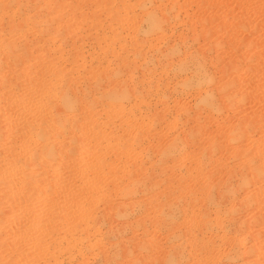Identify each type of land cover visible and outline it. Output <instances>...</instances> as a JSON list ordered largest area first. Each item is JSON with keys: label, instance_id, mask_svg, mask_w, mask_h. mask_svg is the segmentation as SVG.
Returning a JSON list of instances; mask_svg holds the SVG:
<instances>
[{"label": "rangeland", "instance_id": "1", "mask_svg": "<svg viewBox=\"0 0 264 264\" xmlns=\"http://www.w3.org/2000/svg\"><path fill=\"white\" fill-rule=\"evenodd\" d=\"M0 49V264H264V0H0Z\"/></svg>", "mask_w": 264, "mask_h": 264}, {"label": "bare ground", "instance_id": "2", "mask_svg": "<svg viewBox=\"0 0 264 264\" xmlns=\"http://www.w3.org/2000/svg\"><path fill=\"white\" fill-rule=\"evenodd\" d=\"M144 14H145V13H144ZM152 14H154V13H152V12L149 11V12H147V14H145V15H146L147 17L151 18V17H152ZM163 17H164V16H163ZM159 19H160V18H159ZM163 19H164V18H163ZM153 20H154V19H153ZM161 20H162V19H161ZM164 20H165V19H164ZM164 20H163V21H164ZM156 21H157V20H154V22H156ZM158 22L160 23L161 21H158ZM156 23H157V22H156ZM157 24H158V23H157ZM151 25H152V24H151ZM12 40H13V39H12ZM22 41H23V40H22ZM1 44H2V43H1ZM5 44H6V42H5ZM12 44H13V43H12ZM22 44H24V43H22ZM35 44H36V43H35ZM6 45H7V44H6ZM36 45H37V44H36ZM24 46H25V44H24ZM24 46H23V47H24ZM59 46H60V45H59ZM59 46H58V47H59ZM4 47H5V46H4ZM1 48H2V47H1ZM6 48H7V47H6ZM31 48H32V47H31ZM23 49H24V48H23ZM34 49H35V47H34ZM24 50H25V49H24ZM56 50H57V49H56ZM3 51H4V50H3ZM3 51L0 49V53H2ZM25 52H26V51H25ZM174 52H175V51H174ZM23 53H24V51H23ZM139 53H140V52H139ZM173 54H174V53H173ZM27 55H28V54H27ZM140 55L142 56V54H140ZM13 56H14V55H13ZM53 56H54V55H53ZM56 57H57V56H56ZM56 57H55V58H56ZM118 57H121V56H118ZM166 57H167V56H166ZM5 58H6V57H5ZM168 58H169V57H168ZM10 59H11V58H10ZM13 59H14V58H13ZM13 59H12V60H13ZM27 59H28V58H27ZM7 60H8V59H7ZM12 60H11L10 62H13V63L16 64L17 61H18L19 59H17V61H15V62L12 61ZM14 60H15V59H14ZM56 60H57V58H56ZM2 61H3L4 63H3ZM19 61H20V60H19ZM19 61H18V63H19ZM21 61H22V60H21ZM50 61H51V60H50ZM53 61H55V60H53ZM68 61H69V60H68ZM193 61H194V60H193ZM0 62H1V64L3 63L2 65H4V64H8V65H10L9 67H11V69H12V68L15 69L14 67H12L13 64L6 63V60H3V59H2V60H0ZM7 62H9V61H7ZM45 62H46V61H45ZM186 62H188V61H186ZM191 62H192V60H191L189 63H191ZM70 63H72V62H70ZM73 63H74V62H73ZM76 63H77V62H76ZM180 63H182V62H180ZM195 63H196V62H195ZM199 63H201V62H198V66L195 64L194 67H193V66H192V67H191V66H188L189 64L186 65V66H185V64H181V67H180V68H182V70L185 69V72H187L188 70H189V71L191 70V71H193L194 73H201V72H202L201 70H202L203 67H201V65H200ZM204 63H205V61H204ZM193 64H194V63H192L191 65H193ZM11 65H12V66H11ZM16 65H17V64H16ZM55 65H56V64H55ZM199 65H200V66H199ZM203 65H204V64H203ZM203 65H202V66H203ZM6 66H7V65H5L4 67H6ZM46 66L48 67V65H46ZM1 67L3 68V66H1ZM1 67H0V68H1ZM9 67H8V68H9ZM17 67H18V66H17ZM40 67H41V66H40ZM55 67H56V66H55ZM208 67H209V66H208ZM6 68H7V67H6ZM69 68H70V67H69ZM81 68H82V67H81ZM180 68H179V70H181ZM13 69H12V71H13ZM70 69H71V68H70ZM43 70H44V69H43ZM57 70H58V68H57ZM76 70H77V69H76ZM78 70H79V69H78ZM186 70H187V71H186ZM206 70H207V69H206ZM6 71H7V70H6ZM10 71H11V70H10ZM15 71H16V70H15ZM71 71H72V69H71ZM52 72H53V71H52ZM61 72H62V71H61ZM179 72H180V71H179ZM183 72H184V71H183ZM203 72H205L204 69H203ZM203 72H202V74H203ZM206 72H207V71H206ZM41 73H43V72H41ZM41 73H40V74H41ZM48 73H49V72H48ZM54 73H55V72H54ZM43 74H44V73H43ZM50 74H52V73H50ZM61 74H62V73H61ZM75 74H76V73H75ZM205 74H206V73H204V76H205ZM3 75H4V74H3ZM8 75H9V74H8ZM45 75H46V74H45ZM64 75H65V74H64ZM197 75H198V74H197ZM200 75H201V74H200ZM200 75H199V77H200ZM11 76H12V75H11ZM32 76H33V75H32ZM36 76H37V75H36ZM53 76H55V75H53ZM75 76H76V75H75ZM201 76H202V75H201ZM25 77H26V76H25ZM42 77H43V76H42ZM66 77H67V76H66ZM68 77H69V76H68ZM72 77H73V76H72ZM12 78H13V77H12ZM59 78H60V77H59ZM62 78H63V77H62ZM36 79H37V78H35L34 81L30 80L29 83H30V84H33V83H34L33 86H35V89L37 88L36 90H38V89L41 87V84L39 83V81H38L37 83H35ZM60 79H61V78H60ZM5 80H6V79H5ZM39 80H41V79H39ZM43 80H44V79H43ZM56 80H57V79H56ZM61 80H62V79H61ZM11 81H12V80H11ZM11 81H10V82H11ZM15 81H17V80H15ZM23 81H24V80H23ZM68 81H69V80H68ZM74 81H75V80H74ZM74 81H73V83H74ZM21 82H22V81H21ZM42 82H43V81H42ZM50 82H52V81L50 80ZM50 82H49V83H50ZM1 83H2V82H1ZM6 83H7V82H6ZM16 83H18V82H16ZM16 83H15V84H16ZM38 83L40 84V87H39V84H38ZM21 84H22V83H21ZM43 84H44V86H46V85H45L46 82H44ZM7 85H8V84H7ZM16 85L19 86V84H16ZM48 85H49V84H48ZM3 86H5V84H4ZM18 86H17V87H18ZM52 86H53V85H52ZM54 86H55V85H54ZM61 86H62V85H61ZM70 86H71V85H70ZM101 86H102V85H101ZM10 87H11V86H10ZM71 87H72V86H71ZM71 87H69V90H70ZM74 87H75V86H74ZM121 87H122V86H121ZM3 88H5V87H3ZM47 88H48V87H47ZM50 88L52 89V87H50ZM59 88H60V87H59ZM66 88H67V89H66ZM66 88H65V91H64L65 93L63 92V93H64V96L62 97V95H61L62 100H63V101H62V104H61V105L58 104V105H60V107H58L57 109H55V106H54V108H53L54 111L51 110V112H50V110H48V111L46 110L48 114H50V113H52V112H55V113L57 112L56 114H58V113H63V112L65 111V108H66V107H67V108H68V107L70 108V106H71V107L73 106V105H72V100H71V97H72V96H70L71 93H69V92H72V91H69V90H68V87H66ZM156 88L159 89L160 86H158V87H156ZM161 88H163V87H161ZM161 88H160V89H161ZM10 89H11V88H10ZM28 89H29V88H28ZM32 89H33V88H32ZM35 89H34V90H35ZM42 89H43V88H42ZM63 89H64V88H63ZM76 89H77V88H76ZM126 89H127V90L124 89L125 91H122V90H121V92H123V93L125 92V95H126V92L129 91L128 88H126ZM150 89H151V88H150ZM150 89H149V90H150ZM158 89H155V91L157 92ZM26 90H27V89H26ZM61 90H62V89H61ZM61 90H60V91L58 90V91L60 92V94H61ZM2 91H3V90H2ZM11 91H12V90H11ZM20 91H21V90H20ZM130 91H131V90H130ZM133 91H134V90H133ZM151 91H152V90H151ZM151 91H149V92H150V93H153V91H152V92H151ZM161 91H162V90H161ZM32 92H33V91H30V93H27V94H31V95H32ZM35 92H36V91H35ZM42 92H44V89H43ZM42 92H41V94H42ZM50 92H51V91H50ZM56 92H57V91H56ZM77 92H78V91H77ZM81 92H82V91H81ZM214 92H215V91H214ZM23 93H25V91H24ZM36 93H37V92H36ZM57 93H58V92H57ZM57 93L54 92V96H55V94H57ZM109 93H113V92L109 91ZM145 93H146V92H145ZM157 93H158V92H157ZM209 93H211V92H209ZM218 93H219V92H218ZM5 94H6V93H5ZM39 94H40V92H39ZM39 94H38V95H39ZM44 94H45V93H44ZM60 94H57V96L60 95ZM72 94H73V93H72ZM86 94H87V93H86ZM86 94H85V95H86ZM128 94H129V93H128ZM147 94H148V93H147ZM212 94H213V91H212ZM212 94H211V96H212ZM216 94H217V93H216ZM16 95H17V94H16ZM52 95H53V91H52ZM73 95H74V94H73ZM111 95H112V94H111ZM116 95H117V94H116ZM157 95H158V94H157ZM161 95H162V94H161ZM28 96H29V95H28ZM36 96H37V95H36ZM40 96H41V95H40ZM44 96H45V95H44ZM75 96H76V95H75ZM121 96H122V95H121ZM221 96H222V95H221ZM23 97L25 98L24 95H23ZM55 97H56V96H55ZM58 97H59V96H58ZM61 97H60V98H57V100L59 99V102L61 101V100H60ZM85 97H86V96H85ZM124 97H125V96H124ZM212 97H213V96H212ZM24 98H23V99H24ZM26 98H28V100L30 101V99L33 100L34 97L32 96V98H30V99H29V97H26ZM73 98H75V97H73ZM76 98H77V97H76ZM91 98H92V97H91ZM220 98H221V97H220ZM5 99H6V97H5ZM19 99H20V97H19ZM34 99H35V98H34ZM39 99H40V97H39ZM42 99H44V97H43ZM49 99H50V98H49ZM54 99H55V98H54ZM116 99H118V98H116ZM52 100H53V98H52ZM52 100H51V101H52ZM57 100H56V101H57ZM96 100H97V99H96ZM0 101H1V100H0ZM14 101H15V100H14ZM18 101L20 102V100H18ZM46 101H47V100H46ZM53 101H54V100H53ZM74 101H75V99H74ZM74 101H73V103H74ZM90 101H91V100H90ZM92 101H93V100H92ZM221 101H222V100H221ZM5 102H6V101H5ZM16 102H17V101H16ZM19 102H18V103H19ZM26 102H27V101H26ZM32 102H33V101H32ZM44 102H45V101H44ZM47 102L49 103V101H47ZM79 102H80V101H79ZM12 103H13V102H12ZM18 103H17V104H18ZM22 103H24L23 100H21V102L19 103V105L22 104ZM27 103H28V102H27ZM36 103H37V102H36ZM57 103H58V102H57ZM60 103H61V102H60ZM75 103H76V101H75ZM139 103H140V102H139ZM17 104H16V105H17ZM25 104H26V103H25ZM31 104H32V103H31ZM33 104H34V103H33ZM49 104H50V103H49ZM77 104H79V103L77 102ZM88 104H89V103H88ZM9 105H10V104H9ZM19 105H18V106H19ZM23 105H24V104H22V106H23ZM37 105H38V104H37ZM41 106H42V105H41ZM51 106H52V105H51ZM51 106H50V109H51ZM9 107H10V106H9ZM26 107H27V106L25 105L24 108H26ZM56 107H57V105H56ZM20 108H21V107H20ZM22 108H23V107H22ZM43 108H44V107H43ZM73 108H74V106H73ZM77 108H78V107H77ZM91 108H92V106H91ZM11 109H12V108H11ZM13 109H14V108H13ZM39 109H40V107H39ZM67 110H68V109H67ZM70 110H71V109H70ZM139 110H140V109H139ZM141 110H142V109H141ZM0 111H1V110H0ZM28 111H29V110H28ZM31 111H32V109H31ZM34 111L36 112V110H34ZM42 111H43V110H42ZM42 111H41V112H42ZM8 112H9V111H8ZM131 112H132V111H131ZM140 112H141V111H140ZM1 113H2V112H1ZM47 113H42V114L38 113V114H40V115H38V114H32V115H31L32 118L29 120V123H28V121L26 122L27 124H29L30 127L27 126V128L29 127L30 130H31L32 127H33V129H34V128H35V129H38V128L40 129V135H42L41 133H43V138H42V136H41V137L39 136V137L41 138L42 141H43L44 139L46 140V138H47V136H46L47 132H49V131L53 128V126H55V123H54L53 126H47V123H46V125L44 124V122L46 121V119H45V121H44V116H46L45 114H47ZM55 113H54V114H55ZM64 113H65V112H64ZM11 114H12V113H11ZM25 114H26V113H25ZM27 114H29V113H27ZM48 114H47V115H48ZM52 114H53V113H52ZM15 115H16V114H15ZM29 115H30V114H29ZM29 115H28V116H29ZM43 115H44V116H43ZM59 115H60V114H59ZM73 115H74V114H73ZM137 115H138V114H137ZM3 116H4V115H3ZM23 116H24V114H23ZM31 116H30V117H31ZM50 116H51V115H50ZM60 116H61V115H60ZM135 116H136V115H135ZM153 116H154V115H153ZM157 116H158V115H157ZM4 117H5V116H4ZM42 117H43V118H42ZM46 117H47V116H46ZM64 117H65V116H64ZM64 117L62 118L63 120H60V121L58 122V124L56 123L57 126H55V127H58V126H60V127H65L66 124L63 122V121H65V118H64ZM74 117H75V115H74ZM2 118H3V117H2ZM14 118H15V117H14ZM20 118H21V117H20ZM47 118H48V117H47ZM67 118H68V117H67ZM67 118H66V119H67ZM72 118H73V117H72ZM91 118H92V117H91ZM139 118H140V117H139ZM142 118H143V117H142ZM156 118H157V117H156ZM158 118H159V117H158ZM0 119H1V118H0ZM4 119H5V118H4ZM6 119H7V118H6ZM26 119H27V118H26ZM55 119H56V118H55ZM88 119H89V118H88ZM153 119H154V118H153ZM18 120H19V119H18ZM47 120H48V119H47ZM75 120H76V119H75ZM85 120H86V119H85ZM136 120H138V119H136ZM136 120H135V121H136ZM5 121H6V120H5ZM55 121H56V120H55ZM66 121H69V120L67 119ZM70 121H71V120H70ZM78 121H79V120H78ZM86 121H87V120H86ZM86 121H85V123H86ZM89 121H90V120H89ZM89 121H88V122H89ZM94 121H95V120H94ZM106 121H107V120H106ZM130 121H131V120H130ZM142 121H144V119H143ZM7 122H8V121H7ZM19 122H20V121H19ZM46 122H47V121H46ZM92 122H93V121H92ZM107 122H108V121H107ZM156 122H158V121H156ZM9 123H10V122H9ZM66 123H67V122H66ZM105 123H106V122H105ZM123 123H124V122H123ZM126 123H127V122H126ZM128 123H129V122H128ZM131 123H132V122H131ZM139 123H140V122H138V124H139ZM14 124H15V123H14ZM16 124H17V123H16ZM24 124H25V123H24ZM24 124H23V125H24ZM43 124H44L45 126H43ZM68 124H69V123H67V125H68ZM72 124H73V123H72ZM82 124H83V123H82ZM87 124H89V123H87ZM91 124H92V123H91ZM96 124H97V123H96ZM111 124H112V123H111ZM134 124H135V123H134ZM143 124H144V122H143ZM11 125H12V124H11ZM48 125H49V124H48ZM51 125H52V124H51ZM77 125H79V124H77ZM123 125H125V124H123ZM140 125H141V124H140ZM89 126H90V124H89ZM98 126H99V125H98ZM106 126H107V125H106ZM129 126H130V125H129ZM79 127H80V126H79ZM84 127H85V126H84ZM84 127L82 126L81 128L84 129ZM95 127H97V126H95ZM127 127H128V126H126V128H127ZM139 127H140V126H139ZM139 127L137 126V128H139ZM7 128H8V127H7ZM13 128H14V127H13ZM65 128H66V127H65ZM65 128H64V129H65ZM87 128H88V127H87ZM97 128H98V127H97ZM99 128H100V127H99ZM110 128H111V127H110ZM114 128H115V127H114ZM114 128H113V129H114ZM124 128H125V127H124ZM130 128H131V127H130ZM135 128H136V127H135ZM135 128L133 129L134 131H136ZM140 128H141V127H140ZM55 129H56V128H55ZM79 129H80V128H79ZM83 129H80V130H83ZM85 129H86V127H85ZM131 129H132V128H131ZM23 130H24V129H23ZM52 130H53V129H52ZM52 130H51V131H52ZM58 130H59V129H58ZM80 130H79V131H80ZM87 130H88V129H87ZM102 130H103V129H102ZM127 130H129V129H127ZM127 130H126V132H127ZM24 131H25V130H24ZM51 131H50V132H51ZM66 131H67V130H66ZM68 131H69V130H68ZM96 131H99V130L96 129ZM117 131H118V130H117ZM124 131H125V130H124ZM129 131H130V130H129ZM131 131H132V130H131ZM137 131H140V129L137 130ZM30 132H32V131H30ZM30 132H29V133H30ZM0 133H1V132H0ZM5 133H7V132L5 131ZM5 133H4V134H5ZM21 133H22V132H21ZM56 133H57V132H56ZM56 133H55V134H56ZM61 133H62V132H61ZM64 133H65V132H64ZM64 133H62V134H64ZM85 133H86V132H85ZM98 133H99V132H98ZM98 133H97V134H98ZM101 133H102V132H101ZM129 133H130V132H129ZM139 133H140V132H139ZM143 133H144V132H143ZM22 134H23V133H22ZM49 134H50V133H49ZM82 134H83V133H82ZM93 134H94V133H93ZM19 135H20V134H19ZM58 135H59V133H58ZM58 135H57V136H58ZM78 135H79V134H78ZM99 135H100V133H99ZM128 135H129V134H128ZM55 136H56V135H55ZM60 136H61V135H60ZM86 136H87V135H86ZM130 136H131V133H130ZM11 137H12V136H11ZM22 137H23V136H22ZM48 137H49V136H48ZM65 137H66V136H65ZM67 137H68V136H67ZM67 137H66V138H67ZM58 138H59V137H58ZM85 138H86V137H85ZM87 138H88V137H87ZM14 139L16 140L15 137L12 138V140H14ZM29 139H30V138H29ZM48 139H50V138H47V141H46V142L49 141ZM53 139H54V138H53ZM98 139H99V138H98ZM22 140H23V139H22ZM36 140H37V139H36ZM95 140H96V139H95ZM26 141H27V140H25V143H26ZM28 141H29V140H28ZM30 141H31V140H30ZM30 141H29V142H30ZM39 141H40V140H39ZM14 142H15V141H14ZM29 142H27V143H29ZM60 142H62V141H60ZM63 142H64V141H63ZM67 142H68V141H67ZM81 142H82V141H81ZM15 143H16V142H15ZM25 143H24V144H25ZM43 143H44V142H43ZM48 143H51V142L49 141ZM48 143H47V144H48ZM65 143H66V141H65ZM120 143H121V142H120ZM123 143H124V142H123ZM52 144H53V143H52ZM52 144H51V146H48V147H49V150H50V151H49V150H48V151L51 152V153H52V152L55 153V152L57 151V147L53 146ZM56 144H57V143H56ZM62 144H63V143H62ZM79 144H80V143H79ZM45 145H46V143H45ZM48 145H49V144H48ZM63 145H64V144H63ZM69 145H70V144H68V146H69ZM80 145H81V144H80ZM211 145L213 146V144H211ZM214 145H215V147L217 148V145H216V144H214ZM218 145H219V144H218ZM20 146H21V144H20ZM23 146H24V145H23ZM27 146H28V145H27ZM59 146H60V145H59ZM220 146H221V145H220ZM34 147H35V146H34ZM38 147H39V146H38ZM46 147H47V146H46ZM60 147H61V146H60ZM26 148H27V147H26ZM44 148H45V146H44ZM61 148H62V147H61ZM68 148H69V147H68ZM123 148H124V146H123ZM213 148H214V147H212L211 149H213ZM19 149H21V148H19ZM27 149H28V148H27ZM27 149H26V150H27ZM74 149H75V148H74ZM46 150H47V149H46ZM59 150H60V148H59ZM59 150H58V151H59ZM64 150H66V149H64ZM114 150H115V149H114ZM218 150H219V149H218ZM14 151H15V150H14ZM11 152H12V151H11ZM27 152H28V151H27ZM29 152H30V151H29ZM49 152H48V153H49ZM60 152H61V151H60ZM65 152H66V151H65ZM72 152H73V150H72ZM116 152H117V151H116ZM3 153H4V152H3ZM9 153H10V152H9ZM16 153H17V152H16ZM20 153H21V152H20ZM14 154H15V153H14ZM114 154H115V153H114ZM15 155H16V154H15ZM20 155H21V154H19V156H20ZM51 155H53V154H51ZM55 155H56V154H55ZM6 156H7V155H6ZM9 156H10V155H9ZM17 156H18V155H17ZM19 156H18V157H19ZM30 156H31V155H30ZM42 156H43V155H42ZM56 156H57V155H56ZM56 156H54V157H56ZM96 156H97V155H96ZM43 157H44V156H43ZM105 157H106V156H105ZM4 158H5V156H4ZM95 158H96V157H95ZM97 158H98V157H97ZM11 159H13V158H11ZM46 159H47V158H46ZM46 159H45V160H46ZM105 159H106V158H105ZM45 160H44V161H45ZM2 161H3V160H2ZM11 161H13V160H11ZM11 161H10V163H12V164L9 165L8 168H9L10 166L13 165V162H14V161H13V162H11ZM18 161H19V160H18ZM92 161H93V160H92ZM94 161H95V160H94ZM96 161H97V160H96ZM99 161H100V160H99ZM101 161H102V160H101ZM7 162H8V161H7ZM16 162H17V161H16ZM27 162H28V160H27ZM46 162H47V161H46ZM14 163H15V162H14ZM42 163H43V162H42ZM97 163H99V162L97 161ZM107 163H108V162H107ZM107 163H105V164L107 165ZM4 164H5V163H4ZM7 164H8V163H7ZM34 164H35V163H34ZM101 164H102V163H101ZM27 165H28V164H27ZM94 165H95V164H94ZM94 165H93V166H94ZM96 165H97V164H96ZM1 166H2V165H1ZM13 166H14V165H13ZM28 166H29V165H28ZM30 166H31V165H30ZM33 166H34V165H32V167H33ZM35 166H37V165H35ZM90 166H91V165H90ZM104 166H105V165H104ZM6 167H7V166H6ZM32 167H31V168H32ZM45 167H46V166H45ZM88 167H89V166H88ZM96 167H97V166H96ZM1 168H2V167H1ZM4 168H5V167H4ZM4 168H3V169H4ZM29 168H30V167H29ZM34 168H35V167H34ZM92 168H93V167H92ZM84 169H86V168H84ZM1 170H2V169H1ZM9 170H10V169H8V171H9ZM23 170H26V169H23ZM40 170H41V169H40ZM191 170H192V169H191ZM5 171H6V170H5ZM8 171H7V172H8ZM86 171H87V170H86ZM89 171H90V170H89ZM115 171H116V170H115ZM118 171H119V170H118ZM118 171H116V172H118ZM3 172H4V171H3ZM18 172H19V171H18ZM22 172H23V171H22ZM31 172H32V171H31ZM10 173H11V172H10ZM15 173H16V172H14V174H15ZM19 174H20V173H19ZM19 174H18V175H19ZM24 174H25V173H24ZM24 174H23V175H24ZM55 175H56V174H55ZM55 175H54V176H55ZM200 175H201V174H200ZM7 176H8V175H7ZM19 176H20V175H19ZM21 176H22V175H21ZM29 176H30V175H29ZM0 177H1V176H0ZM6 178H9V177H6ZM56 178H57V176H56ZM0 179L2 180V177H1ZM3 179H4V178H3ZM15 179H16V178H15ZM18 179H20V178H18ZM18 179H17V180H18ZM7 180H8V179H7ZM44 182H45V181H44ZM10 183H11V182H10ZM18 183H19V181H18ZM146 184H147V183H146ZM43 185H44V184H43ZM45 185H46V184H45ZM55 185H56V184H55ZM139 185H140V183H139ZM139 185H138V186H139ZM36 186H37V185H36ZM42 187H43V186H42ZM61 187H62V186H61ZM142 187H143V186H142ZM226 187H227V186H226ZM226 187H225V188H226ZM124 188H125V186H124ZM127 188H128V187H127ZM57 189L59 190V188H57ZM125 189H126V188H125ZM130 189H131V188H130ZM227 189H228V188H227ZM115 190H116V189H115ZM123 191H125V190L123 189ZM224 191L226 192V190H224ZM114 192H115V191H114ZM128 192H129V191H128ZM124 193H125V192H124ZM124 193H123V194H124ZM129 193H130V192H129ZM160 193H161V192H160ZM95 194H96V193H95ZM226 194H227V193H226ZM154 195H155V194H154ZM159 195H160V194H159ZM156 197H157V196H156ZM121 205H122V204H121ZM118 207H119V206H118ZM111 208H112V207H111ZM88 212H89V211H88ZM84 213H85V212H84ZM123 215H124V214H123ZM79 216H80V215H79ZM84 216H85V215H84ZM89 218H91V217L89 216ZM92 218H93V216H92ZM156 218H157V217H156ZM84 219H85V218H84ZM84 219H83V220H84ZM142 219H143V218H142ZM154 220H155V219H154ZM86 222H87V221H86ZM139 222H140V221H139ZM84 224H85V223H84ZM85 225H86V224H85ZM130 225H131V224H130ZM131 226H132V225H131ZM139 226H140V225H139ZM150 242H151V241H150ZM153 242H154V241H153ZM143 243H144V241H143ZM144 244H145V243H144ZM151 244H152V242H151ZM112 247H113V246H112ZM123 248H124V247H123ZM193 248H194V247H193ZM179 249H180V248H179ZM179 249H178V250H179ZM118 251H119V250H118ZM99 252H100V251H99ZM104 252H105V251H104ZM180 252H181V251H180ZM183 252H185V251H183ZM90 253H91V252H90ZM177 253H178V252H177ZM177 253H175V254H177ZM189 253H190V252H189ZM95 254H96V253H95ZM113 254H114V253H113ZM178 254H179V253H178ZM173 259H174V258H173ZM173 261H174V260H173ZM139 262H140V261H139Z\"/></svg>", "mask_w": 264, "mask_h": 264}]
</instances>
